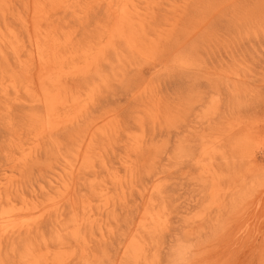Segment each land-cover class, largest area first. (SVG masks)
Segmentation results:
<instances>
[{
	"label": "rangeland",
	"instance_id": "1",
	"mask_svg": "<svg viewBox=\"0 0 264 264\" xmlns=\"http://www.w3.org/2000/svg\"><path fill=\"white\" fill-rule=\"evenodd\" d=\"M0 264H264V0H0Z\"/></svg>",
	"mask_w": 264,
	"mask_h": 264
}]
</instances>
